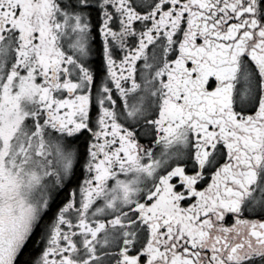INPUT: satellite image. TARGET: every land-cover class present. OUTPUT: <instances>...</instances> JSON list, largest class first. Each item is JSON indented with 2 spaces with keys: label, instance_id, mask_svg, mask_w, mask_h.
I'll list each match as a JSON object with an SVG mask.
<instances>
[{
  "label": "snow or ice",
  "instance_id": "snow-or-ice-1",
  "mask_svg": "<svg viewBox=\"0 0 264 264\" xmlns=\"http://www.w3.org/2000/svg\"><path fill=\"white\" fill-rule=\"evenodd\" d=\"M0 264H264V0H0Z\"/></svg>",
  "mask_w": 264,
  "mask_h": 264
}]
</instances>
